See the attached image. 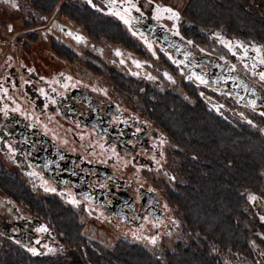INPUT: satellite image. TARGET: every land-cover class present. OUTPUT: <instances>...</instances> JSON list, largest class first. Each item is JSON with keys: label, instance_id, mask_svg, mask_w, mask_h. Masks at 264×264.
Masks as SVG:
<instances>
[{"label": "flooded vegetation", "instance_id": "flooded-vegetation-1", "mask_svg": "<svg viewBox=\"0 0 264 264\" xmlns=\"http://www.w3.org/2000/svg\"><path fill=\"white\" fill-rule=\"evenodd\" d=\"M217 1L0 0L8 257L264 264V0Z\"/></svg>", "mask_w": 264, "mask_h": 264}, {"label": "trees", "instance_id": "trees-1", "mask_svg": "<svg viewBox=\"0 0 264 264\" xmlns=\"http://www.w3.org/2000/svg\"><path fill=\"white\" fill-rule=\"evenodd\" d=\"M191 3H198V10H195V13H197L200 16H208V17H219V16H225L229 13V4H223L222 6L219 5L217 0H189ZM193 11V9H192ZM233 17H240L241 20L245 22L247 20V24L250 25L252 21L255 19V17H252L251 14H241V11L235 10L233 8L232 10ZM254 14V13H253ZM257 15V14H256ZM259 139V137H258ZM258 139L256 136L249 135L248 137V149L250 158L252 154L256 155L257 152H259V148L261 144L258 143ZM261 141V140H260ZM262 143V141H261ZM262 147H264V143H262ZM117 261L118 264H192L189 263L188 260H184L180 257H178L177 254H171L169 256H166V258H154L150 254L146 253L145 250L141 249L140 247H136L135 249L127 248H121L118 252ZM187 257V256H185ZM0 264H56L53 263L50 260H24L21 257H8L4 250L0 248Z\"/></svg>", "mask_w": 264, "mask_h": 264}, {"label": "snow or ice", "instance_id": "snow-or-ice-1", "mask_svg": "<svg viewBox=\"0 0 264 264\" xmlns=\"http://www.w3.org/2000/svg\"><path fill=\"white\" fill-rule=\"evenodd\" d=\"M14 7H15V5H13ZM133 7H135V5H133ZM167 11H170V10H167ZM173 15H175V13H173ZM10 30H11V27H10ZM262 78H264V77H262Z\"/></svg>", "mask_w": 264, "mask_h": 264}]
</instances>
